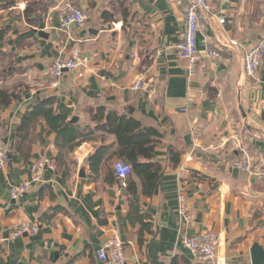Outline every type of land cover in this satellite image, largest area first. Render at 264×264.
Segmentation results:
<instances>
[{"label": "crops", "instance_id": "1", "mask_svg": "<svg viewBox=\"0 0 264 264\" xmlns=\"http://www.w3.org/2000/svg\"><path fill=\"white\" fill-rule=\"evenodd\" d=\"M70 1L84 10L86 21L62 31L55 17L61 0H0V91L9 97L0 110V143L8 148L0 168V264H100L95 251L114 234L125 239L127 264H171L174 258L175 264H193L178 242L180 190L194 214L181 229L219 236L210 264H251L252 245L264 250V57L250 76L243 56L264 34V0H208L209 10L198 18V72L190 83L176 49L187 0ZM209 45L219 48L217 56L205 52ZM73 49L81 53L78 68L50 75L58 51ZM137 79L147 91L132 89ZM49 97L54 110L68 107L80 128H93L89 110L102 106L159 133L154 155L164 169L151 197L138 185L141 211L152 223L142 242L138 226L125 216L122 180L106 181L117 146L109 148L97 174L88 167L89 155L113 144V135L95 130L91 140L56 160V135L39 118L29 156L16 150L22 115ZM170 147L181 152L176 166ZM245 156L250 171L234 166ZM43 158L52 159L56 170H43L41 181L11 199L10 186L31 178ZM21 220L37 224L36 234L10 240Z\"/></svg>", "mask_w": 264, "mask_h": 264}, {"label": "built area", "instance_id": "2", "mask_svg": "<svg viewBox=\"0 0 264 264\" xmlns=\"http://www.w3.org/2000/svg\"><path fill=\"white\" fill-rule=\"evenodd\" d=\"M209 10L208 0H187V4L183 9L184 29L180 40L176 45L177 56L183 61L186 73V80L190 83L198 72V51L196 49V34L198 31L199 14ZM55 17L58 22V28L62 31H68L74 27H82L86 21V13L84 10L70 0H61L57 7ZM224 18L219 17L218 23L223 24ZM232 46L235 45L231 41ZM224 45V44H223ZM205 52L208 55L217 56L219 48L214 45L206 47ZM264 57V34L257 44L248 49L243 56V69L247 75L253 76L261 65ZM81 61V53L79 49H73L69 52L59 50L57 56L53 59L48 67V73L53 77L59 78L64 71H74L78 68ZM148 84L142 79H137L133 82L132 89L139 91H147ZM8 157V148L3 143H0V168L6 164ZM234 166L244 170H251V160L248 156L238 159L234 162ZM55 171L56 164L50 158H43L36 166L31 178L22 181L17 185H11L9 188V197L17 200L23 197L32 187L33 183L42 180L41 172L43 170ZM113 169L117 178L122 180V185L125 186L124 178L130 173V165L118 159L114 162ZM264 172V167L262 169ZM177 212L178 221L181 228H184L187 223L192 222L194 214L188 209L186 196L183 190L177 193ZM178 232L179 245L186 250L197 262H207L213 260L219 246V236L213 230H204L189 234L184 229ZM38 230V225L26 220H21L15 223L9 234L10 240H15L18 237L28 234L35 235ZM96 259L100 264H127V257L124 251V245L118 234L112 235L95 251Z\"/></svg>", "mask_w": 264, "mask_h": 264}, {"label": "trees", "instance_id": "3", "mask_svg": "<svg viewBox=\"0 0 264 264\" xmlns=\"http://www.w3.org/2000/svg\"><path fill=\"white\" fill-rule=\"evenodd\" d=\"M1 37V32H0ZM8 95L0 91V110L8 103ZM55 99L52 97L38 101L31 110L26 111L17 126V132L22 134L16 142V150L27 158L30 153L32 131L39 118H43L48 131L56 135L55 146L58 150L56 160L62 155V151H72L82 141L91 140L95 130L103 131L115 137L113 144L101 145L89 155L87 159L90 172L97 174L102 165L103 158L109 148L117 146L116 157L130 165V173L124 178L125 186L123 193L127 199L126 218L130 225L138 226V242L143 241L144 233L152 234L151 219L141 211L138 202V185L143 196L151 197L158 178L164 166L155 160V147L159 141V133L153 129H142L139 120L130 115L118 114L105 107H97L89 110L90 121L94 127L85 125L80 128L77 123H69L71 110L63 104L58 105L57 111L53 105ZM1 127V122H0ZM181 152L169 148L168 158L173 166L180 162ZM106 181L113 183L117 178L113 167H108ZM183 262H189L181 256ZM174 258L171 264H175ZM193 264H209L195 262Z\"/></svg>", "mask_w": 264, "mask_h": 264}, {"label": "water", "instance_id": "4", "mask_svg": "<svg viewBox=\"0 0 264 264\" xmlns=\"http://www.w3.org/2000/svg\"><path fill=\"white\" fill-rule=\"evenodd\" d=\"M78 120L77 116H72L71 119L69 120V123H75ZM185 143L187 148L191 146V139H190V135H186L185 138ZM85 168L81 167L79 169V174L80 176H84L85 173ZM119 182H121V179H119ZM124 237L121 236V241L124 242ZM250 262L251 264H264V250L262 247H260L259 245H252V247L250 248ZM206 263H212L211 260L207 261Z\"/></svg>", "mask_w": 264, "mask_h": 264}]
</instances>
